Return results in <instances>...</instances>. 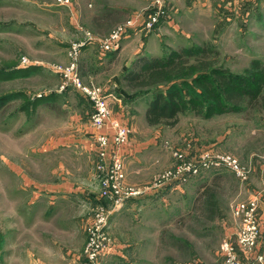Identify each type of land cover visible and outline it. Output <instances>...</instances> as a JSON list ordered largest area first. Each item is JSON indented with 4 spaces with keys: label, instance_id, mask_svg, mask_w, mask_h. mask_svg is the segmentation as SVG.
Listing matches in <instances>:
<instances>
[{
    "label": "rangeland",
    "instance_id": "rangeland-1",
    "mask_svg": "<svg viewBox=\"0 0 264 264\" xmlns=\"http://www.w3.org/2000/svg\"><path fill=\"white\" fill-rule=\"evenodd\" d=\"M154 1L141 0V5L138 4V0L121 2H125L127 6L136 5L137 11L132 14L146 15ZM161 1L165 9L164 17L154 30L144 31L154 33L158 26L162 28L167 26V22L172 20L171 17L177 19L180 29L178 30L177 27L161 29L159 38H156V44L152 43L153 45H149V41L146 43L142 38L140 43L147 52L146 55L159 56L166 51H175L181 47L193 45L200 48L209 44L215 46L219 53L216 66L237 75H248L259 70H263L264 73V0H222V2L195 0L196 7H192L193 0H176L178 4L175 9L172 8L173 0ZM97 9L95 0H68L67 6H61L56 0H0V68L11 63H16L18 69L38 67L36 71L25 76L21 75L12 80L0 82V95L15 96L14 100L0 109V231H5V228L2 230L3 224L7 221L8 215L15 212L8 199H19L21 203L22 199L29 196V192L35 190L31 186V190L28 189L29 192H26L27 189L23 186L24 178L30 176L35 179L34 182H38L42 161L51 163L54 168L59 161L69 171L67 177L70 181L75 182L78 178L79 182H83L86 179L85 173L88 168L86 160L81 154L76 156L71 151L76 149L63 147L58 149L56 156L44 147V141L54 135H75L77 133L76 116L80 117L79 109L91 108V105L89 103L86 105L77 92L71 89L59 91L62 81L60 72L75 55L74 47L79 46L77 48L78 72H80L82 83L92 82L104 90H111L115 96L121 98L122 102H127L128 109L131 108L141 120L140 123L138 117L133 116L134 127L139 129V133L143 136L145 134L157 136L156 156L160 168V173L157 172L158 174L156 173L146 184L138 186L128 184L124 179L127 186L153 190L147 191L148 193L142 197L130 199L144 201L142 202L144 211L140 213L141 216L138 212L124 213L121 221L123 222L122 231L119 228L112 231L108 229L112 249L101 255L95 264H150L145 260H155L157 254L158 264H164L166 261L168 264L216 262L221 264L220 243L227 237L233 238L235 229V223L231 218V207L235 202L246 201L237 194L246 185L251 172L250 168L242 163L246 159L248 150L262 152L261 142H264V134H261V131L264 129V105L260 112L252 111L249 115L243 112L228 113L205 120L192 113H186L179 116L178 123L172 128L146 127L145 111L153 95L148 94L131 102L129 98H126L129 92L124 82L118 81L123 67H127L134 57H129L124 66H122L125 61L123 59V61L120 60L121 62L118 61V64L117 62L110 66L106 64V72L97 75L92 73L94 67L91 65L88 67L89 71L81 65V60L83 63L90 51L83 52L86 41L75 25L77 22L81 23L85 15H90L89 18H92V13L96 15ZM110 11L116 12L110 18L109 22L112 24L124 17L114 7H110ZM177 11H180L179 18H177ZM119 12L120 18L116 19ZM132 14L128 13L110 29H107L106 22L102 23L105 25L103 30L107 29L104 34L109 32L103 38L125 23L128 18H132ZM137 47L139 49V46ZM147 48L149 51L146 50ZM79 63L82 67L80 71ZM262 85L264 94V83ZM107 95L111 96L109 100L115 99L114 95ZM42 97L46 100L34 106V101ZM21 105L29 107V112H18ZM88 121L90 124L89 119ZM203 150L236 158L238 163L249 170L248 179L240 182L233 173L224 167H219L200 171L194 177L187 176L185 181L176 184H154L156 176L167 171H174L178 167H185ZM59 152L61 156H58ZM173 152H180L184 159L177 160L173 157ZM236 152L239 156L235 155ZM96 155L93 162L94 171L92 169L89 179L92 176V183L97 185L95 191L99 200H92L93 193L86 190L88 194L84 196L85 198L71 196L70 202H76L77 209L73 206L72 209L64 208L63 210L61 221L64 227L69 226L70 229L69 236L64 232L63 239L69 241L72 247H76V249L68 248L64 242V248L69 249L70 253L77 257L74 260L69 255L71 260L75 261L73 264H92L87 262L83 255L87 243L86 227L96 210H112L113 208V202L103 196L99 187L103 172L97 170L100 162L98 151ZM242 156L241 163L238 157ZM121 158L123 159V154ZM165 160L167 164H164ZM217 178L220 182L215 194L204 198L200 206L195 198L197 195L200 196L203 187L215 188L213 179ZM172 185H177L178 188L174 190L175 187L173 188ZM150 193L152 195H149ZM150 203L155 206L148 207ZM78 211L81 212L79 215L84 220L75 218ZM20 216L21 223L38 217L42 221L46 219L50 224L55 222L45 218L38 210L37 204L30 210L23 211ZM140 237H145L144 245L133 248L125 259L113 256L115 251H119L117 248L119 240L125 239L128 242L127 245L132 246ZM260 246L259 238L258 251L263 256ZM77 248L82 250L76 252ZM136 256L140 259L139 262H136Z\"/></svg>",
    "mask_w": 264,
    "mask_h": 264
},
{
    "label": "crops",
    "instance_id": "crops-1",
    "mask_svg": "<svg viewBox=\"0 0 264 264\" xmlns=\"http://www.w3.org/2000/svg\"><path fill=\"white\" fill-rule=\"evenodd\" d=\"M95 1H97L98 9L100 8L99 10L97 9V11H95L97 12L96 15L92 13V18H89L90 15H85L83 16L81 23L77 22L75 25L77 29L81 31V36L82 38H84V41H86L83 52L90 51V54L84 58L83 63L81 60V65L85 66L87 71H89V65L94 67V71L92 73L95 75L105 73L107 69L106 64H108L109 66L115 62H117L118 64V61L123 59L125 61L122 60L124 62L122 66H124L125 64H127V59H129V57H135L142 53L146 54L147 52L143 49V45L140 43L142 41V38L145 39L146 43L147 41H149V45H151L152 43L156 44V38H159L161 29H175V27H177L178 30L180 29L178 27L179 24L177 22V19L175 20V18L171 17L172 20L169 21V23L167 22V26L163 28L158 26L154 33H146L144 30L138 29L137 31L131 32V36H129L128 38L123 39L120 42V45L115 49V51H111L107 54H102L99 51L98 47L99 40L103 39V37L109 33L108 32L104 34V32L107 29H110V27L114 25V23L118 21L120 22V20L124 19L128 13H135L137 11V7L135 4L127 6L125 2H121L123 0ZM175 1L176 0L171 1L173 9L177 8L178 2ZM194 1L195 0H193L192 7H196V3ZM220 2H222V0H220ZM141 3V0H138V4L141 5ZM88 7L92 8L93 6L88 5ZM110 7L116 8L121 12V14L124 15V17L122 16V19L117 20L113 24L109 21L116 12L110 11ZM210 7H212V5H210ZM202 8L208 10V8L206 7ZM120 12L117 13L116 19L120 18ZM179 12L180 11L176 12L178 15L177 18L180 17ZM136 16L138 15H131V17L133 18H135ZM140 18L141 19H139L138 23H141V21L143 20V17ZM104 22H106V24L108 25L106 30H103L105 25H102V23ZM152 36H154V38H152ZM137 46H139V49ZM146 50L149 51V48H147ZM150 52H152L151 49ZM81 65L79 63V71L82 69ZM118 81H120L119 78ZM105 91L106 93L114 95L111 90L106 89ZM80 97L83 98V96L81 95ZM83 100L87 105L88 102L85 101L84 98ZM108 104L111 115L126 123L130 127L132 132L129 137L128 143L121 151L123 154L124 174L126 180L125 182L137 186L149 183L156 175V173L160 171L158 163L159 161L156 156V153H158V150L156 149L157 136H155V134H145L143 136L141 133H139V129H136L133 124L135 120L133 116H138L134 111H132L131 108L128 109L127 102H122L120 97L115 96V99L109 100ZM91 113V108L89 109L87 107L86 110L82 108L79 109L80 117L76 116L77 126H75V129L77 130V133L75 135H54L52 138H48V140L44 141L45 149L48 148L49 152L55 154L56 156L58 154V149H61L63 147L76 149L75 151H71L76 154V156H79L81 154V156H83V158L86 160V164L88 167L85 173V181L79 182L78 178H76L75 182L70 181L67 177L69 175V171L66 169V167L64 168V166L59 161H57L55 168L53 167V165H51V163H43L42 161V167H40L38 182H34L35 179H32L30 176H26L24 178L23 184L24 188L27 189L26 192H29L31 190V186L35 190L29 192V196L22 199L21 203H19V199H8L10 205L13 206L12 209H15V212L9 214L7 221L3 224L2 230H4L5 228V231H0V264L75 263V261L71 260V258L75 260V258H77L76 255L71 254L69 249L64 248V242L66 243V247L68 248L76 249V247H72V244L69 241H64V232L67 234V236H69L70 229L69 226L64 227V224L61 220L63 219L64 208L72 209L74 206V209H77L76 202H70L72 195L75 197L80 196L82 198L86 196V194H88L86 193V190H89V193H93L92 196L90 195L92 200H99V198H97V192L95 191L97 190V185H94L92 183V176L91 179H89L92 169L94 171L93 162L95 161L94 159L97 156L94 131L90 127L88 121V119L90 120ZM138 122L141 123L139 117ZM145 126L150 128L148 125ZM261 134H264V129L263 131H261ZM261 143L262 152H250V150H248L249 152H247V156L245 155L246 159L243 163V156L241 158L238 157V159L241 160L242 164L250 168L251 172L246 185L243 189L239 190L237 194H239V196L242 197L241 199L244 200H248L254 195L259 196L258 217L260 221L261 231L260 247L261 253L264 256V142ZM261 143L258 145V147H260ZM249 153L250 155L248 156ZM235 155L239 156L238 152H236ZM58 156H61L60 152ZM164 164H167V160H165ZM70 177L72 178V174H70ZM177 185H172L173 188L175 187L174 190L178 188ZM149 195H152V193H150ZM142 202L144 201H127L123 208L111 217L109 230L112 231L119 228V230L122 231L123 222L121 221L124 217V213L126 214V212L130 211V213L134 212L136 214L138 212L140 214L144 211V204H142ZM36 204L38 210L41 211L42 215L45 218H50L55 222L50 224V222H48L46 219L42 221L41 218L38 217L31 218L26 223H21L22 219L20 214L27 209L30 210L31 207ZM191 204L192 202L190 203L189 208L191 207ZM20 206H22L21 209ZM152 206L154 207L155 205L150 203L148 207L151 208ZM79 213L81 212L78 211V214L75 216V218L77 217L84 220L80 217ZM65 214L69 213L65 212ZM126 237V234H124V238ZM144 238L145 237L138 238L137 240H135V243L132 246L127 245L128 242L125 239L119 240V244L117 243V248H119V251H115V255L113 256L125 259L127 254L132 252L133 248L138 245H144ZM81 250L80 248H77L76 252ZM69 255H71V258L69 257ZM154 259L155 260L152 259L145 261L150 264H158V254ZM139 261L140 259L137 257L136 262ZM164 264H168V262L166 261V263ZM211 264L218 263L216 262Z\"/></svg>",
    "mask_w": 264,
    "mask_h": 264
},
{
    "label": "built area",
    "instance_id": "built-area-1",
    "mask_svg": "<svg viewBox=\"0 0 264 264\" xmlns=\"http://www.w3.org/2000/svg\"><path fill=\"white\" fill-rule=\"evenodd\" d=\"M56 2L61 6L68 5V0H56ZM164 14L165 9L162 1L155 0L146 15L129 18L106 38L99 40V51L102 54L113 51L123 39L128 38L131 32L138 29L154 30ZM140 17H143V20L138 23ZM78 47H74L75 55L60 72L62 81L59 85V91L63 92L71 89L83 96L91 105L90 125L94 131L95 146L100 158L97 170L103 172L99 187L103 192V196L113 202L112 210H96L86 227L87 243L83 255L87 262L95 264L101 255L110 252V249H112L108 236L111 217L123 208L125 202L135 197H142L148 193L147 191L153 189L134 188L124 183V163L120 153L128 143L131 129L122 120L112 117L108 104L111 97L107 95L109 93H106L104 89L92 82L82 83L78 72ZM172 155L177 160L184 159L180 152H173ZM219 167H224L233 173L240 182L248 179L249 170L238 163L236 158L227 154L216 155L203 150L185 167H178L174 171H167L158 177L156 176L154 184L183 182L187 176L194 177L200 171ZM258 208V195H254L246 201L235 202L231 207V217L235 223V229L233 238L227 237L220 243L221 264H262L263 256L258 251V240L261 232Z\"/></svg>",
    "mask_w": 264,
    "mask_h": 264
},
{
    "label": "trees",
    "instance_id": "trees-1",
    "mask_svg": "<svg viewBox=\"0 0 264 264\" xmlns=\"http://www.w3.org/2000/svg\"><path fill=\"white\" fill-rule=\"evenodd\" d=\"M218 54L215 46L209 44L200 48L181 47L159 56L139 54L121 73L120 80L129 92L126 98L135 102L148 94L153 95L145 111L149 127L172 128L179 116L186 113L206 120L228 113L260 112L264 105L263 70L248 75L234 74L216 66ZM37 68L18 69L16 63L8 64L0 68V82L25 76ZM14 98L13 94L0 95V109ZM45 100L43 97L37 99L33 105ZM18 112H29V107L21 105ZM219 182L218 178L213 179L215 188L201 189L200 196L195 198L200 206L204 198L215 194Z\"/></svg>",
    "mask_w": 264,
    "mask_h": 264
},
{
    "label": "bare ground",
    "instance_id": "bare-ground-1",
    "mask_svg": "<svg viewBox=\"0 0 264 264\" xmlns=\"http://www.w3.org/2000/svg\"><path fill=\"white\" fill-rule=\"evenodd\" d=\"M109 223H110V221H109Z\"/></svg>",
    "mask_w": 264,
    "mask_h": 264
},
{
    "label": "water",
    "instance_id": "water-1",
    "mask_svg": "<svg viewBox=\"0 0 264 264\" xmlns=\"http://www.w3.org/2000/svg\"><path fill=\"white\" fill-rule=\"evenodd\" d=\"M111 220V219H110Z\"/></svg>",
    "mask_w": 264,
    "mask_h": 264
}]
</instances>
